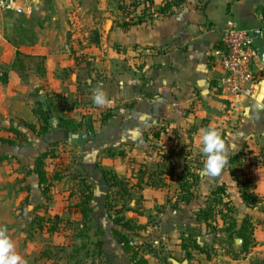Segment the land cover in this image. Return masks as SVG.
I'll return each mask as SVG.
<instances>
[{"label":"crops","instance_id":"1","mask_svg":"<svg viewBox=\"0 0 264 264\" xmlns=\"http://www.w3.org/2000/svg\"><path fill=\"white\" fill-rule=\"evenodd\" d=\"M140 1L34 0L32 12L23 15L27 25L12 23L9 15L13 13L0 9V227L7 229L16 253L26 264H76L73 260L79 257L81 264H99L92 259L87 262L88 254L84 252L88 247H76V251H84L80 256L76 251L66 253L69 245L64 243L59 219H54L65 214L64 206L50 215L48 206L53 200L63 203L73 198L52 195L54 187L67 176L53 181L46 199L33 172L36 156L49 149L53 141H64L65 134L50 124L48 133L38 135L24 124L39 126L33 108L37 102L43 106L41 97L55 118L63 115L81 120L82 115H89L94 120V138L83 147L67 141L57 146V162L62 167L69 164V172L82 173L85 162L121 144L131 147L141 140L145 145L154 131L160 133L157 141L170 142L168 147L174 150L175 142H171L166 128L175 132L192 122L198 124V131L213 125L225 142L227 162L219 175H204L200 143L186 147L195 154L191 165L199 175L197 185L210 190L226 185L238 213L248 212L260 220L254 236L257 231L264 236V212L259 204L247 208L239 194L248 174L252 175L250 185L254 191L264 192V161H260L264 147L254 149L253 154L259 155L247 175L243 171L249 165L240 160L244 143L264 140V62L257 57L253 63L252 95L228 100L216 90L222 71L215 55L228 19L251 31L260 29L264 36V0H184L169 15L147 16L136 22L145 7ZM159 3L155 0L156 7ZM33 16L36 19L29 22ZM96 88L105 93L107 107L93 104ZM71 95L74 98L69 101ZM99 111L111 113L102 126L95 124ZM231 124L234 128L230 130ZM74 152L80 159L76 164L71 162ZM128 170L125 176L133 184L134 165ZM165 182H169L171 191L142 184L145 203L160 207L167 200L175 201L176 183L169 179ZM88 183L93 203L97 185ZM195 199L194 192L192 201ZM93 215L97 223L106 214L99 210ZM99 228L104 233L98 237L103 241L104 254L116 264L118 252L111 229L107 223L96 230ZM260 244L263 256L264 237Z\"/></svg>","mask_w":264,"mask_h":264},{"label":"rangeland","instance_id":"2","mask_svg":"<svg viewBox=\"0 0 264 264\" xmlns=\"http://www.w3.org/2000/svg\"><path fill=\"white\" fill-rule=\"evenodd\" d=\"M43 1L45 3L47 2V0ZM35 19L36 16H33L31 19H29V22H32ZM9 20L12 23H22L24 25H27L28 21L24 18L23 15L14 14L9 15ZM56 95L60 96L61 94L58 93ZM72 98H74V96L71 95L67 99L71 101ZM103 111H99L96 114L95 124L98 123L99 119L105 113ZM197 126L198 124L194 123L192 125V122H188L187 124H183L181 127H178V130H175V132L170 128H166L168 134H170L169 137L171 139V142H175L174 145L176 149H174V151H179V154L174 156L173 161H175L178 167L185 170L190 169V167L192 170L191 164L192 159L195 157V154H192V152L189 153L186 147H192V144L193 146L199 144V131H197L196 129ZM211 127H213V125H211ZM228 128H230L231 130V128H234V125L232 126L231 124ZM178 134L179 136H177ZM163 137H166V135L163 134ZM251 140H248L247 143H244L242 147L243 156L240 157L241 163L244 161L245 166L249 165L245 168L246 171H243L244 175H247L248 171L252 170L253 167L251 165L255 157L259 155L253 154L254 149L258 150V148L264 147L263 138L256 139L255 141ZM148 142L149 143L143 145L140 140L139 142L135 143L136 146L130 147L127 144H121L114 147V149L111 148L108 151L114 154L113 158L108 157L106 152L97 154L96 157H94L95 159L92 158L94 154H91L92 159L84 163L82 173L76 170L75 172H69L68 177H65V179L62 182L58 183L52 190V195H55L56 197L57 195H63L64 197L68 195L70 197V190L74 189V187L72 188L70 184L73 182L76 184V181H78L80 174L87 180V182H92L97 185V187L95 188V199L91 204V217L87 222V226L90 228L88 234L90 237L89 242H91L93 239L95 241L99 237V235L96 234L98 233V229L96 230L98 222L96 223L93 213L99 210H103L105 212L104 204L106 201V203L115 205L116 209H119L122 204L123 207H125L123 209H131L123 211L122 214H120L123 215L125 221H127L130 225V228L122 229V231L128 235L131 243L138 250L139 255L147 260V264H171L169 262L170 258L175 259L179 264H262L260 261L264 259V255H261L263 249L262 244L260 243L264 236L260 231H257L254 236V230L252 229L253 240L255 244H253V246L246 253H243L240 252L242 245H238L237 247L234 241L235 239L229 241L226 238V232L220 230V228L226 226L224 225V219L221 218L220 215L217 214L215 220H211V225L209 226L204 224L203 222H199L196 219L194 213L199 208L204 207V202L206 200L205 198L210 194L211 191L210 187H199L197 185L194 190V192L196 193V199L194 201H191L189 204L182 203L179 209H177L176 207L175 209L172 208L173 206L170 200H167L166 203L160 207H158L157 205H152L150 203H145L144 194L142 193L143 188H141V190L134 189L131 192V199H129L128 196H124L126 203L125 204L124 201L119 197L122 192L117 190L116 187L108 188V186L102 180L100 169H105L106 171H109L111 175H116L120 179H125V175L129 171L128 169L130 165H134V170H132L131 172L132 176H135L138 169L143 165L146 166V169H148L150 173H154V171H157L155 163L160 160L158 153L160 151H164V149L171 145V143L165 142L163 139L157 141L154 138L148 140ZM143 146L146 147L144 148ZM147 146L148 151L150 152L145 150ZM119 152H124V155H119ZM260 157H262V159L260 158V161H264V154H260ZM71 158V162L73 164L80 162L79 156L76 155L75 152L71 155ZM230 158L231 157H228L227 160H230ZM108 159H110V164L107 163ZM234 159L235 158H233L232 161H234ZM262 164H264V162H262ZM68 166L70 167L69 164ZM232 172L233 170L230 169V176L232 175ZM244 177V179L247 178V176ZM240 187H242L243 189L244 184H240ZM246 187H249L251 191L257 194L254 191V187L250 185ZM212 189H214V187ZM171 190L172 187H170L169 191ZM260 191L261 190L258 189V192ZM263 193L264 192L261 191V193H259L260 195L257 194L260 199L259 209L262 210V212H264ZM71 202H73V199H69L68 202L64 201L63 203L58 199H55L48 206L49 209L51 208V210H49L51 212L50 215H54L57 212L59 213L62 206H64L62 209H66L65 214L61 216V219L59 216L58 219L60 221L59 227L61 228L63 236L65 237L64 243H68L67 245H69V250L68 252H66L68 255H72V253H75L76 247L79 248V245L82 243V241H84V238L78 236L80 230L84 227L81 223V216L79 212H76V210L73 209L74 207L69 206ZM230 205L234 207L232 216L235 217L238 221H241L244 216L250 215L248 212H241V214L238 213L236 206L232 203V201L230 202ZM246 207L251 208L247 205ZM218 208H220V206L216 207V209ZM109 213L111 216L116 215L114 208H112ZM224 213H227L226 209H224ZM249 217L251 218L250 220L254 227L255 225L260 224L259 219H253L252 215H250ZM263 221L261 224V228H264ZM115 228L120 229L121 227L117 226ZM182 238H185L186 240H188V242L189 239H195L208 252L209 256L191 251L189 257H187L185 251L180 248ZM87 247V251H76L75 254H77V256H80L84 252L88 254L87 262H90V259H92L94 261H99V264L105 263V256L99 257L95 255L94 247L91 245V243ZM231 250H234L237 253V257H233V252ZM81 260L82 259L79 257L78 259L76 258L75 260H73V262L76 261V264H81ZM120 260L121 261L119 264H129V262L125 261L127 260V257Z\"/></svg>","mask_w":264,"mask_h":264},{"label":"trees","instance_id":"3","mask_svg":"<svg viewBox=\"0 0 264 264\" xmlns=\"http://www.w3.org/2000/svg\"><path fill=\"white\" fill-rule=\"evenodd\" d=\"M184 0H160L159 6H155V0H142L140 2H144L145 7L143 12L140 13L136 22H141L147 16L152 18L155 15H169L173 13L174 7L180 5ZM264 15V10L262 11ZM127 25V23H123V26ZM3 83L6 82V79H1ZM36 107L33 108L34 114L38 117L39 126L37 127L31 123L24 124L33 132H37L38 135H45L50 130V122L46 118L41 103L37 102ZM111 113L105 112L103 116L99 119L98 125L102 126L106 123L108 118H110ZM59 128L66 133H74V132H84L87 135L95 134V126L94 120L89 115H82L81 120H75L71 117H66L63 115L56 116ZM17 132V131H15ZM152 138L158 140L160 133L159 131H154L151 134ZM11 142V141H10ZM62 143L66 144L65 141H53L50 144V148L41 152L36 156L33 172L38 177V182L41 186V192L48 199V194L50 187L53 184V181H59L62 177L67 176L69 174V166L62 167L61 162H57V158L59 157L56 154L57 146ZM166 149V150H165ZM164 151H160L159 158L155 165L156 170L154 173H150L146 166H141L136 172L135 180L136 182L131 184L129 178L125 177V179H120L116 175H111L109 171L105 169H100V173L102 176V180L108 186V188L116 187L117 190L122 192L119 197L125 203V197L128 196L131 199V192L134 189L143 188L142 184L151 186L154 188H163L164 190L170 189L169 182H165V180L169 179L170 181H174L176 183L178 194L175 197V201L172 203V208H178L179 204H189L194 198V190L197 187L199 181V175L195 172V170H185L177 166L174 160V156L179 154V151L171 150V147L165 148ZM159 151V150H158ZM108 157H114V154L108 150H105ZM162 153V154H161ZM119 155H124V152H119ZM233 159V158H232ZM230 159V160H232ZM52 160V161H51ZM68 172V173H67ZM249 177L246 178L242 185L244 184V188L240 187V198L242 203L249 207H255L259 204L260 199L257 194L249 189L251 184L252 175L248 174ZM247 183V184H246ZM74 189L70 190V197L73 199V202L69 204L75 208L77 212H79L81 216V223L83 224V228L80 230L79 237L84 238L82 243L80 244V248H86L90 243L94 247L95 255L99 257L105 256L104 264H111L109 258L104 254V250L102 248L103 241L100 238L95 240L94 242H89V231L90 228L87 226V222L90 220V213L92 211V201H93V190L91 184H89L85 178H83L80 174L78 181L76 184L73 182L70 184ZM251 186V185H250ZM107 198V197H106ZM204 207L199 208L195 211L196 219L199 222H203L206 225H211V220H215L216 215H220L221 218L224 219L223 228L220 230L226 232V238L229 241L233 239H242V247L240 252L246 253L254 244L253 240V231L254 226L251 223V218L249 216H244L241 221H238L235 217L232 216L234 212V207L230 205V198L228 193L226 192V185L219 184L211 189L210 194L205 198ZM126 204V203H125ZM124 204V206H125ZM105 217L99 219L98 226L102 227L104 225L110 227L111 229V239L112 243L116 246L118 257L116 256V264L120 263V259H124L127 257L126 262L129 264H147V260L139 255L136 247L131 243L128 235L122 231V229L130 228V225L127 221H125L122 214L123 211L131 210V209H123V204L121 207L116 209L115 205L110 203H106L105 201ZM217 206L220 208L216 209ZM114 208L116 215L111 216L110 210ZM224 209H226L227 213H224ZM230 212V213H228ZM57 220L58 218H54ZM97 226V227H98ZM121 227L117 229L115 227ZM97 235L104 236L103 230L99 228ZM214 229V227H213ZM108 230V228H107ZM95 234V235H96ZM86 240V241H85ZM180 248L185 251L186 256L189 257L190 252H198L209 256L208 252L195 240L189 239L186 240L182 238L180 243ZM233 257H237V253L234 250ZM120 258V259H118ZM119 260V261H118ZM264 264V259L260 261ZM168 264V263H166Z\"/></svg>","mask_w":264,"mask_h":264},{"label":"built area","instance_id":"4","mask_svg":"<svg viewBox=\"0 0 264 264\" xmlns=\"http://www.w3.org/2000/svg\"><path fill=\"white\" fill-rule=\"evenodd\" d=\"M34 0H0V9L14 15L32 12ZM221 75L216 90L228 100L252 95L255 83L253 63L257 53L251 46V30L228 19L221 32L218 48Z\"/></svg>","mask_w":264,"mask_h":264},{"label":"clouds","instance_id":"5","mask_svg":"<svg viewBox=\"0 0 264 264\" xmlns=\"http://www.w3.org/2000/svg\"><path fill=\"white\" fill-rule=\"evenodd\" d=\"M92 102L97 107L108 106V99L99 88L94 90ZM198 131L199 152L203 158L202 173L207 176H217L227 162L225 142L219 132L213 127H204ZM0 264H26L23 258L16 253L15 246L7 235V229L4 227H0Z\"/></svg>","mask_w":264,"mask_h":264},{"label":"water","instance_id":"6","mask_svg":"<svg viewBox=\"0 0 264 264\" xmlns=\"http://www.w3.org/2000/svg\"><path fill=\"white\" fill-rule=\"evenodd\" d=\"M251 46L255 49L258 59L261 62H264V36L261 35L260 29H254L251 31ZM40 100H42L43 102L42 109L46 118L53 127L58 128L59 127L58 122L54 117V115L52 114L48 104L45 102L43 97H41ZM93 138L94 136L87 135L84 132L66 133L62 136V139L64 141H67L73 145H77L80 147H83L88 139L91 140ZM234 241L237 247L238 245L239 246L242 245V239L239 238V239H235ZM169 262L171 264H179L175 259L172 258L169 259Z\"/></svg>","mask_w":264,"mask_h":264}]
</instances>
